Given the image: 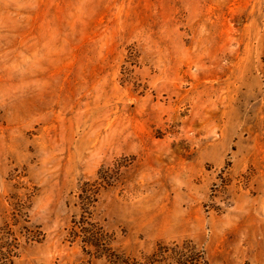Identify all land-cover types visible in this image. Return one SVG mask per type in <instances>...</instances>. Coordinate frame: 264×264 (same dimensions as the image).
<instances>
[{
  "label": "rangeland",
  "instance_id": "374dc122",
  "mask_svg": "<svg viewBox=\"0 0 264 264\" xmlns=\"http://www.w3.org/2000/svg\"><path fill=\"white\" fill-rule=\"evenodd\" d=\"M239 193H264V0H0V264H110L71 238L87 201L119 254L208 260Z\"/></svg>",
  "mask_w": 264,
  "mask_h": 264
},
{
  "label": "crops",
  "instance_id": "0c3cea01",
  "mask_svg": "<svg viewBox=\"0 0 264 264\" xmlns=\"http://www.w3.org/2000/svg\"><path fill=\"white\" fill-rule=\"evenodd\" d=\"M211 226L209 264H264V193L237 194L230 211ZM218 233L224 236L216 240Z\"/></svg>",
  "mask_w": 264,
  "mask_h": 264
},
{
  "label": "trees",
  "instance_id": "16d2710c",
  "mask_svg": "<svg viewBox=\"0 0 264 264\" xmlns=\"http://www.w3.org/2000/svg\"><path fill=\"white\" fill-rule=\"evenodd\" d=\"M85 194H89V200L93 198L92 193ZM70 233L74 241L81 239V246L86 254L105 258L110 264H194L195 262L209 264L205 254L196 247H192L188 255L183 251H173L171 247L163 243L159 244L151 254L144 255L142 259L130 258L117 253L111 247L107 234L93 220L90 201L85 202V209L80 218L75 217Z\"/></svg>",
  "mask_w": 264,
  "mask_h": 264
}]
</instances>
